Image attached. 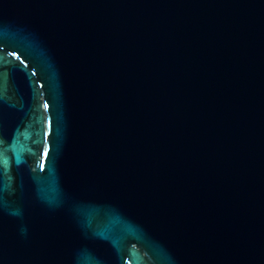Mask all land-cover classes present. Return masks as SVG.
<instances>
[{
    "label": "water",
    "instance_id": "1",
    "mask_svg": "<svg viewBox=\"0 0 264 264\" xmlns=\"http://www.w3.org/2000/svg\"><path fill=\"white\" fill-rule=\"evenodd\" d=\"M0 264H264V0H0Z\"/></svg>",
    "mask_w": 264,
    "mask_h": 264
}]
</instances>
